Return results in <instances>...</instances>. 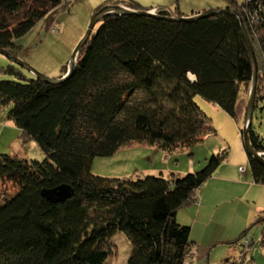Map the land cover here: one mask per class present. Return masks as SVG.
<instances>
[{
    "label": "trees",
    "instance_id": "16d2710c",
    "mask_svg": "<svg viewBox=\"0 0 264 264\" xmlns=\"http://www.w3.org/2000/svg\"><path fill=\"white\" fill-rule=\"evenodd\" d=\"M119 3L133 11L152 9ZM61 6H67L63 0H0V49L13 55L16 41ZM228 8L241 15L254 52L264 56V0ZM158 11V17H104L80 51L74 74L61 83L24 77L14 68L8 72L19 81H0V105L11 106L9 120L45 154L43 161L0 155V179L16 187L0 203V264H108L117 233L131 247L127 264H188L194 256L192 229L178 223V212L199 202L198 191L226 162V150L183 176L110 179L92 173L96 158L129 145L165 153L197 145L216 130L196 97L236 119L240 96L252 82L236 15L184 22L168 20L182 16L168 8ZM257 65L256 104L264 88V64ZM249 133L263 153L252 124ZM249 162L254 183L264 185V166L250 156ZM62 186L73 191L67 201L44 197ZM255 224L264 226V212ZM222 264H248L247 256Z\"/></svg>",
    "mask_w": 264,
    "mask_h": 264
},
{
    "label": "rangeland",
    "instance_id": "374dc122",
    "mask_svg": "<svg viewBox=\"0 0 264 264\" xmlns=\"http://www.w3.org/2000/svg\"><path fill=\"white\" fill-rule=\"evenodd\" d=\"M123 1L128 0H63L66 7L61 6L48 14L27 35L16 41L17 48L13 51V56L32 67L36 72L52 79H58L66 68L69 69L73 52L87 33L92 17L97 11L107 6L124 7L123 3H119ZM132 1L139 3L145 9L168 8L176 11L175 9L179 7L184 14H191L198 8H204V11L224 10L243 3V0ZM261 36L264 37V34ZM257 52L255 54L258 64L262 66L264 64L263 53L260 49ZM9 68H14L24 77H33L28 70L0 53V81H19L16 75L8 72ZM250 94L251 83L244 88V94L240 96L236 119L217 104L196 97V103L211 119L216 134L206 137L191 148L165 153L145 145H129V148L121 150L113 157L96 158L92 164L94 175L110 179H138L146 176H159L160 172L168 173L169 176L172 174L183 176L202 170L207 159L212 155L225 150L228 152L226 162L200 188L201 193L203 192L208 198L212 196L213 191L222 188L224 194L221 195L219 202L224 201V203L219 209H225L227 215L222 221L216 217L210 223H205L203 219H200L198 228L204 229L207 224L214 230L215 235H220L217 227H222L221 233L227 232L231 243L220 244L210 249L207 247L209 243H201L197 239L199 233L193 231V223L178 222L192 229V253L196 255L190 258L188 264H222L229 258L238 260L246 256L254 260L253 264H264V247L261 243L264 226L255 224L259 214L264 212V185L254 183L242 134ZM10 109L11 106L2 107L0 105V155L17 156L29 161L45 160V154L37 143L25 142L22 131L9 120ZM252 128L264 144V88L261 89L253 113ZM240 169H245L244 176L240 174ZM225 176L231 178L230 181L224 180ZM15 192L16 187L12 182L0 179V203ZM244 234L246 237L241 238ZM246 239H250L251 242L248 247H245ZM110 244L112 255L108 264H127L131 247L125 235L117 233ZM223 247L227 249V253L218 260L216 259L217 251Z\"/></svg>",
    "mask_w": 264,
    "mask_h": 264
},
{
    "label": "water",
    "instance_id": "95a60500",
    "mask_svg": "<svg viewBox=\"0 0 264 264\" xmlns=\"http://www.w3.org/2000/svg\"><path fill=\"white\" fill-rule=\"evenodd\" d=\"M225 13L236 15L238 17V19L240 20L241 26H242V31H243L247 46H248L249 51H250L254 73H253V78H252V82H251V94H250V98H249L248 106H247V110H246L245 127L243 129L242 134H243L244 145H245V148L248 152V155L250 157H252L254 160L258 161L261 165L264 166V154L256 151V149L253 147L251 140H250V133L249 132H250L251 124H252L253 113H254V110L256 107L257 86H258V65H257V58L255 55L254 49H253V47L250 43V40L248 38L246 28H245L244 23L242 21L241 15L237 11L230 9V8H227L224 10L204 11V12H201V13L193 16V17L177 16V17H169L167 19L170 21L194 22V21H198L200 19L210 18V17L216 16V15L225 14ZM124 14H136V15H140V16L158 17V15H155V14L150 13L148 11H133L131 9L124 8L122 6L104 7L103 9H101L98 13H96L92 17V20H91V23L88 27L87 33L85 34V36L83 37V39L81 40V42L78 44V46L76 47V49L73 52L67 74L61 78H58V79H52L48 76H45L41 73L36 72V70H34L32 67H30L26 63L18 60L15 56H13L11 53H9L6 50L0 49V53L6 55L14 63L19 64L20 66H22L23 68L28 70L37 79H40V80H42L48 84H58V83H61L65 80H67L69 77H71L74 74L75 69H76L77 60H78V55H79L80 51L82 50V48L86 45L89 38L91 37V35H92L93 31L95 30V27L97 26V24L104 17H106L108 15H124ZM72 195H73V191L68 186H62V187H59L55 190H50V191L44 192V197L53 203L65 202L69 198H71Z\"/></svg>",
    "mask_w": 264,
    "mask_h": 264
},
{
    "label": "crops",
    "instance_id": "0c3cea01",
    "mask_svg": "<svg viewBox=\"0 0 264 264\" xmlns=\"http://www.w3.org/2000/svg\"><path fill=\"white\" fill-rule=\"evenodd\" d=\"M175 10L176 11H174V9L173 10L171 9L173 14H181L184 17H192V16H195V15L201 13L202 11H204V8H198L197 10H193V12L191 14L182 13L181 10L179 9V7L176 8ZM157 151H158V149H157ZM159 175H162L165 178L169 177V174L164 173V172H160ZM226 176L223 179L226 181H230L231 178H227ZM220 189L221 190L217 189V190L213 191L212 196L209 198L205 194H203V192L201 193V191L199 190L198 194H197V198H198L199 202L181 209L178 212V216H177V220L182 224L184 221H188L189 223H193L192 224L193 231L199 233V236H197V239L201 243H209V244H207V247H210V249H214L215 247H217L220 244L231 243V240H229V236H227L228 233L227 232L221 233L222 227H217V230L220 232L218 234H220V235H215L214 230L209 228L207 224L205 225L204 229L198 228L199 223L201 221L200 219H203L205 221V223H210L214 219H216V217H219V219L222 221V219L225 217V215H227L225 209H219L220 206L224 203V201L222 203L219 202L221 195L224 194V190H222V188H220ZM213 196H215V197L212 198ZM217 252L218 253L216 254V259H218L222 255L227 253V249L225 247H223ZM249 254H250V252H249ZM195 255L196 254L194 253V256ZM253 261H254L253 259L250 260L247 257V263L248 264H253Z\"/></svg>",
    "mask_w": 264,
    "mask_h": 264
},
{
    "label": "built area",
    "instance_id": "2783aa9c",
    "mask_svg": "<svg viewBox=\"0 0 264 264\" xmlns=\"http://www.w3.org/2000/svg\"><path fill=\"white\" fill-rule=\"evenodd\" d=\"M247 1H250V0H244V2H247ZM158 10H159L158 8L157 9L156 8H153L149 12L157 15L158 12H159ZM252 18H253V23L257 26L260 23V18L257 15L253 16ZM240 171H241L242 174H245L246 173L245 172V169H240ZM250 244H251L250 239H246V241H245V247H248Z\"/></svg>",
    "mask_w": 264,
    "mask_h": 264
},
{
    "label": "clouds",
    "instance_id": "9594fccd",
    "mask_svg": "<svg viewBox=\"0 0 264 264\" xmlns=\"http://www.w3.org/2000/svg\"><path fill=\"white\" fill-rule=\"evenodd\" d=\"M125 7V6H124ZM129 9V8H128ZM149 12V11H148Z\"/></svg>",
    "mask_w": 264,
    "mask_h": 264
}]
</instances>
